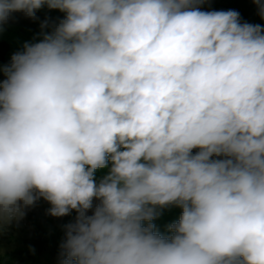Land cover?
Masks as SVG:
<instances>
[{
	"label": "clouds",
	"instance_id": "clouds-1",
	"mask_svg": "<svg viewBox=\"0 0 264 264\" xmlns=\"http://www.w3.org/2000/svg\"><path fill=\"white\" fill-rule=\"evenodd\" d=\"M205 2L0 0L66 14L0 69V231L43 198L61 264H264V26Z\"/></svg>",
	"mask_w": 264,
	"mask_h": 264
},
{
	"label": "trees",
	"instance_id": "trees-1",
	"mask_svg": "<svg viewBox=\"0 0 264 264\" xmlns=\"http://www.w3.org/2000/svg\"><path fill=\"white\" fill-rule=\"evenodd\" d=\"M200 10H236L240 13L242 23L247 22L253 25L259 24L264 26V19L261 18L257 5L253 3V0H222V2H218V0H206ZM9 25L10 29L6 28L0 31V69L10 65L12 55L18 52L17 46L23 47L26 42L37 43L43 39L44 33L52 31L51 29L38 35L26 32L18 21L10 22ZM0 74L5 76L2 70H0ZM158 211L161 214L152 223L156 225L160 233L167 235L168 225L179 220L182 209L172 205L158 209ZM60 242L61 238L56 233L47 237L46 232H41L38 236L23 240L20 249L8 258H5L6 260H1L0 264H61L62 257L50 260L44 256L46 250L43 249L44 246L47 247L52 243L60 244Z\"/></svg>",
	"mask_w": 264,
	"mask_h": 264
},
{
	"label": "rangeland",
	"instance_id": "rangeland-1",
	"mask_svg": "<svg viewBox=\"0 0 264 264\" xmlns=\"http://www.w3.org/2000/svg\"><path fill=\"white\" fill-rule=\"evenodd\" d=\"M218 2H222V0H218ZM65 15L59 10L48 9L47 7H43L36 12V19L28 18L23 13H12L9 20L3 24V29L9 28L10 22L18 21L26 32L39 35L42 32L51 30ZM44 21L48 22V27L42 29L41 24ZM16 49L22 51L23 47L17 46ZM6 78V76L0 74V81ZM110 167L111 164L109 163ZM109 168L97 169L95 172L96 180L99 181L107 175ZM98 204L99 201L94 199L93 209L89 210L87 214L92 215L95 206ZM50 207L51 205L41 198L33 207L26 209V215L23 219L18 222L13 220L10 224L4 226V230L0 231V261L6 260L5 258L19 250L23 240L38 236L41 232H46L47 237L56 233L61 238L60 244L52 243L47 247H43L46 250L44 256L50 260L61 258V244L66 237V226L75 222L77 213L73 210L69 215L54 217L48 214Z\"/></svg>",
	"mask_w": 264,
	"mask_h": 264
}]
</instances>
